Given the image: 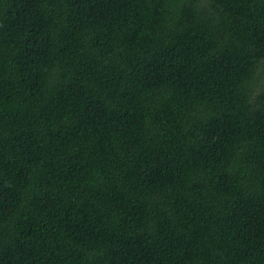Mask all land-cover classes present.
<instances>
[{"label": "trees", "instance_id": "16d2710c", "mask_svg": "<svg viewBox=\"0 0 264 264\" xmlns=\"http://www.w3.org/2000/svg\"><path fill=\"white\" fill-rule=\"evenodd\" d=\"M0 264H264V0H0Z\"/></svg>", "mask_w": 264, "mask_h": 264}]
</instances>
